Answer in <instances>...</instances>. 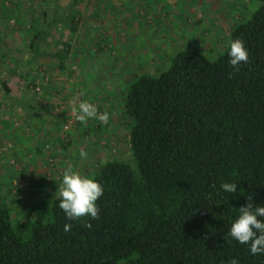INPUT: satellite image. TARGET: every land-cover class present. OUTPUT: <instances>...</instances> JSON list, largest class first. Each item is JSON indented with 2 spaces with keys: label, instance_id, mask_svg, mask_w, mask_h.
I'll use <instances>...</instances> for the list:
<instances>
[{
  "label": "trees",
  "instance_id": "1",
  "mask_svg": "<svg viewBox=\"0 0 264 264\" xmlns=\"http://www.w3.org/2000/svg\"><path fill=\"white\" fill-rule=\"evenodd\" d=\"M35 1L0 0V25L25 41L24 49H15L18 58L2 51L0 88L7 97L16 76L27 81L22 87L29 96L39 94L33 58L68 68L72 45L55 30L64 24L76 31L94 0ZM98 2L111 8L112 0ZM253 2L258 8L232 28L220 57L179 50L159 75L129 79L123 113L131 159L99 160L92 175L105 188L99 219L68 221L58 192L47 190L17 219L0 186V264H229L232 258L264 264V254L252 255L227 236L248 197L264 205V0ZM60 11L68 12L67 20ZM236 39L250 53L239 72L229 64ZM54 42L62 45L51 52ZM13 101L32 110L27 100ZM222 182L238 183L237 192H224ZM67 223L73 227L65 233Z\"/></svg>",
  "mask_w": 264,
  "mask_h": 264
},
{
  "label": "rangeland",
  "instance_id": "2",
  "mask_svg": "<svg viewBox=\"0 0 264 264\" xmlns=\"http://www.w3.org/2000/svg\"><path fill=\"white\" fill-rule=\"evenodd\" d=\"M257 6L253 0H112L107 9L94 0L82 11L76 31L64 24L56 29L58 40L72 45L68 68L63 72L53 59L33 58L38 95L29 96L22 87L27 81L19 76L11 81L10 96L0 88V186L13 217L31 213L46 190L58 192L65 171L92 178L99 160H130V127L123 113L129 79L147 72L159 75L179 50L220 57L232 28ZM60 12L66 19L68 12ZM5 25H0V60L4 49L18 58L22 54L15 49H24L25 41ZM58 45L54 42L51 52ZM18 97L32 103V110L13 101ZM80 103L107 113V122L79 120ZM81 150L86 158L80 157Z\"/></svg>",
  "mask_w": 264,
  "mask_h": 264
},
{
  "label": "clouds",
  "instance_id": "3",
  "mask_svg": "<svg viewBox=\"0 0 264 264\" xmlns=\"http://www.w3.org/2000/svg\"><path fill=\"white\" fill-rule=\"evenodd\" d=\"M229 56V64L236 72H239L241 64L249 62L250 53L243 40L236 39L231 42ZM79 112L78 119L81 121L99 119L107 122L109 118L107 113L99 114L90 103H80ZM80 157L86 158L87 153L81 150ZM221 189L234 194L237 192L238 183L222 182ZM104 191V186L95 178H88L77 171H65L58 190L59 208L68 221H78L87 217L92 220L99 219L100 208L97 202L104 195ZM248 201L246 206L238 209V216L232 223L227 236L239 244L248 245L252 255L264 254V205L254 206L252 197H248ZM84 226L92 228V224L87 221ZM72 227V223L65 224L64 232L68 233ZM229 264H240V262L232 258Z\"/></svg>",
  "mask_w": 264,
  "mask_h": 264
},
{
  "label": "built area",
  "instance_id": "4",
  "mask_svg": "<svg viewBox=\"0 0 264 264\" xmlns=\"http://www.w3.org/2000/svg\"><path fill=\"white\" fill-rule=\"evenodd\" d=\"M74 120V119H73ZM67 128H68V126H67Z\"/></svg>",
  "mask_w": 264,
  "mask_h": 264
}]
</instances>
